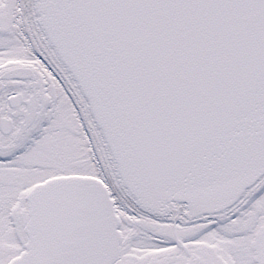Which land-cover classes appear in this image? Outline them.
<instances>
[{
	"label": "snow or ice",
	"instance_id": "snow-or-ice-1",
	"mask_svg": "<svg viewBox=\"0 0 264 264\" xmlns=\"http://www.w3.org/2000/svg\"><path fill=\"white\" fill-rule=\"evenodd\" d=\"M0 264H264V0H0Z\"/></svg>",
	"mask_w": 264,
	"mask_h": 264
}]
</instances>
